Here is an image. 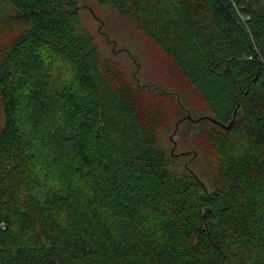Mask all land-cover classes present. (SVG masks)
Segmentation results:
<instances>
[{
    "label": "trees",
    "instance_id": "16d2710c",
    "mask_svg": "<svg viewBox=\"0 0 264 264\" xmlns=\"http://www.w3.org/2000/svg\"><path fill=\"white\" fill-rule=\"evenodd\" d=\"M95 1L156 58L148 84L77 0H0L20 21L0 24V264H264V0ZM185 83L211 114L208 186L158 141Z\"/></svg>",
    "mask_w": 264,
    "mask_h": 264
},
{
    "label": "rangeland",
    "instance_id": "374dc122",
    "mask_svg": "<svg viewBox=\"0 0 264 264\" xmlns=\"http://www.w3.org/2000/svg\"><path fill=\"white\" fill-rule=\"evenodd\" d=\"M77 4L84 27L92 34L103 53L127 65L130 72L139 78L140 82L148 84L141 78L142 75L146 76L148 74L152 79L157 76V70L153 66L156 58L144 65L141 55H138L136 50L132 49L128 43L121 41L125 39L121 29L122 22L110 6L100 5L95 0H77ZM15 15V11L9 5L0 2V24L18 26L20 21L15 18ZM65 70H61L64 73L61 75L69 78ZM160 74L162 75V73ZM161 75L159 78H161ZM167 76L168 74L165 72L162 77L166 79ZM166 80L165 82H167ZM181 81L184 83L183 80ZM157 90L168 91L169 89L159 87ZM178 91L182 100H179L180 103L177 105L174 101L169 103L172 107V113H174L168 116L169 128L161 129L158 132V141L160 140L163 144L174 164L177 165V169L185 172L191 169V171L197 172L201 181L208 186L213 178L215 159L210 145L206 144L205 134L200 131L210 123L207 118H210L211 114L196 90L187 83ZM166 94L169 99L174 95ZM201 116L203 119L199 121L198 119ZM3 121L4 115L0 107V127L3 125ZM49 155L48 153L41 155L40 163L43 164L41 170L52 173L55 168L51 166L52 162H50ZM68 165L70 168L73 166L71 160H68Z\"/></svg>",
    "mask_w": 264,
    "mask_h": 264
}]
</instances>
